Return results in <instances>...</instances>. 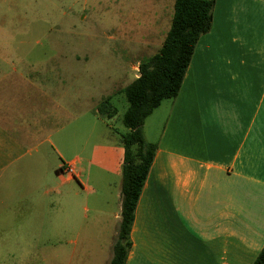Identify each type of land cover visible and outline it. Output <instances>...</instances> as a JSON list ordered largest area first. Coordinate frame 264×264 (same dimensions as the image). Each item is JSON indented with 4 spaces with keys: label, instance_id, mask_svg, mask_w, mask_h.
<instances>
[{
    "label": "rangeland",
    "instance_id": "1",
    "mask_svg": "<svg viewBox=\"0 0 264 264\" xmlns=\"http://www.w3.org/2000/svg\"><path fill=\"white\" fill-rule=\"evenodd\" d=\"M173 3L0 0V58L8 57L0 70H14L0 86L20 81L24 89L19 110L5 111L0 123L4 153L18 157L5 159L0 170V264H108L121 182L109 131L125 132L120 119L127 104L119 91L160 48ZM171 101L147 120L155 136ZM110 110L115 115L108 119ZM146 137L150 143L147 130ZM72 160L92 192L59 177L58 166ZM261 203L263 211L264 190ZM31 207L43 214L42 229L21 237L19 227L32 224L15 211Z\"/></svg>",
    "mask_w": 264,
    "mask_h": 264
},
{
    "label": "crops",
    "instance_id": "2",
    "mask_svg": "<svg viewBox=\"0 0 264 264\" xmlns=\"http://www.w3.org/2000/svg\"><path fill=\"white\" fill-rule=\"evenodd\" d=\"M11 71L0 70V80ZM8 85L0 86V123L5 111L19 110L24 90L20 81ZM152 113L142 132L157 150L136 204L125 264H252L264 242V0H214L211 29L198 41L156 136L147 122ZM109 134L117 146L112 169L121 178L124 151ZM3 148L0 170L5 159L18 158ZM64 165L58 175L70 183ZM77 172L82 191L92 192ZM115 198L120 223V186ZM16 212L32 224L19 227L21 237L41 231L39 209Z\"/></svg>",
    "mask_w": 264,
    "mask_h": 264
},
{
    "label": "trees",
    "instance_id": "3",
    "mask_svg": "<svg viewBox=\"0 0 264 264\" xmlns=\"http://www.w3.org/2000/svg\"><path fill=\"white\" fill-rule=\"evenodd\" d=\"M214 0H174L169 29L158 51L138 65V77L120 90L127 107L117 136L123 148L120 223L109 264H125L131 247L130 231L136 204L152 165L157 146L147 143L142 125L164 100H174L198 41L212 25ZM101 113L100 107L96 111ZM115 115L107 112V118ZM252 264H264V245Z\"/></svg>",
    "mask_w": 264,
    "mask_h": 264
},
{
    "label": "built area",
    "instance_id": "4",
    "mask_svg": "<svg viewBox=\"0 0 264 264\" xmlns=\"http://www.w3.org/2000/svg\"><path fill=\"white\" fill-rule=\"evenodd\" d=\"M75 166H76V162L75 161H72V162H70L68 164H65L61 168V173L66 175L68 178L77 181V179L79 177V174L76 171Z\"/></svg>",
    "mask_w": 264,
    "mask_h": 264
}]
</instances>
